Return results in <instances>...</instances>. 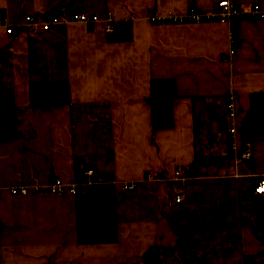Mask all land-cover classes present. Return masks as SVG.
I'll return each instance as SVG.
<instances>
[{
    "label": "crops",
    "instance_id": "0c3cea01",
    "mask_svg": "<svg viewBox=\"0 0 264 264\" xmlns=\"http://www.w3.org/2000/svg\"><path fill=\"white\" fill-rule=\"evenodd\" d=\"M231 1L264 11V0ZM215 2L0 0V80L15 120L0 136V264H147L149 247L150 264H264L252 231L261 212L236 200L251 173L264 175V134L239 128L249 93L264 89V16L239 18L232 51L225 20H161ZM47 9L60 21L23 22ZM106 16L128 35L111 37ZM153 78L171 80L168 126L150 125ZM30 80L65 81L68 99L29 103ZM86 166L80 192L32 188L80 181Z\"/></svg>",
    "mask_w": 264,
    "mask_h": 264
},
{
    "label": "built area",
    "instance_id": "2783aa9c",
    "mask_svg": "<svg viewBox=\"0 0 264 264\" xmlns=\"http://www.w3.org/2000/svg\"><path fill=\"white\" fill-rule=\"evenodd\" d=\"M72 19L80 20L83 22H90L96 18L98 15L94 12L84 13L82 11L73 12ZM254 16H264V11L258 8L257 3L251 4L248 8H242L238 6L231 0H216L215 7L209 10H199L189 8L180 14L168 15L161 20H170L176 22H195L199 20H210V19H222L225 20L228 25L227 39L229 40V49L232 51L236 41H237V21L241 17H254ZM23 22L33 27V25H38L40 28H48V26L53 23L60 21V16L54 9H47L46 11L31 16L28 13L23 14ZM105 29L111 30L112 24L110 21V16H106ZM11 30V25H5V31ZM231 92L227 93L225 97V119L226 128L229 133H232L233 119H234V99ZM232 146L233 143L229 142ZM248 154V150L244 148L240 151L239 155L244 157ZM92 172L90 166L84 167L80 174L83 175L80 181H73L65 185L63 181L57 176L53 175L47 182L34 184L32 186L35 192H73L77 193L82 191L84 187L85 176ZM178 168L174 166L173 173L178 175ZM134 181H126L121 184L122 188L134 186ZM11 191L20 190V188L9 187ZM175 199L178 195L175 194ZM236 200L239 204H246L250 209L257 208L258 212H261L260 220L254 225L253 230L255 237L264 244V175L263 174H253L249 175L248 184L245 188H238L236 191Z\"/></svg>",
    "mask_w": 264,
    "mask_h": 264
},
{
    "label": "trees",
    "instance_id": "16d2710c",
    "mask_svg": "<svg viewBox=\"0 0 264 264\" xmlns=\"http://www.w3.org/2000/svg\"><path fill=\"white\" fill-rule=\"evenodd\" d=\"M111 37L127 36V25L112 26ZM149 94L146 101L149 104L150 125L168 126L171 123L170 99L173 94L171 80L166 78H153L149 81ZM28 101L35 103L65 102L68 99L66 82L59 81H28ZM249 109L240 122L242 137L264 134V89L249 93ZM14 106L9 91L0 80V136L14 133ZM76 179L84 178L78 172ZM154 247H149L145 253L147 264L158 256Z\"/></svg>",
    "mask_w": 264,
    "mask_h": 264
},
{
    "label": "water",
    "instance_id": "95a60500",
    "mask_svg": "<svg viewBox=\"0 0 264 264\" xmlns=\"http://www.w3.org/2000/svg\"><path fill=\"white\" fill-rule=\"evenodd\" d=\"M252 211H253V212H256V211H257V208H252Z\"/></svg>",
    "mask_w": 264,
    "mask_h": 264
}]
</instances>
